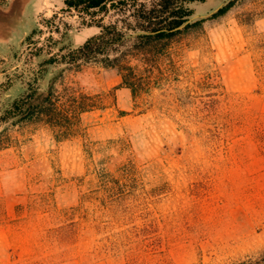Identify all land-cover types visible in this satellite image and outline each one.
Wrapping results in <instances>:
<instances>
[{"label": "rangeland", "instance_id": "1", "mask_svg": "<svg viewBox=\"0 0 264 264\" xmlns=\"http://www.w3.org/2000/svg\"><path fill=\"white\" fill-rule=\"evenodd\" d=\"M190 6L133 90L42 64L100 31L63 0H0V264H264V0ZM41 93L53 115L6 112Z\"/></svg>", "mask_w": 264, "mask_h": 264}, {"label": "trees", "instance_id": "2", "mask_svg": "<svg viewBox=\"0 0 264 264\" xmlns=\"http://www.w3.org/2000/svg\"><path fill=\"white\" fill-rule=\"evenodd\" d=\"M195 1L204 0H63L67 10L77 12L84 24L97 26L100 31L79 46L66 51L60 48L59 54L50 56L42 64L72 65L79 61H98L105 66H116L122 72L124 83L135 90L134 83L124 72L127 69L133 71L132 66L124 64L126 58L140 54L148 61L150 55L162 53L177 37L200 24L203 19H192L190 4ZM232 2L220 8L215 15L225 12ZM110 15L115 19L105 22ZM27 97L14 99L6 112L18 116L23 114L27 100V112L31 110L33 113L40 106L42 115H53L55 105L49 93H41L38 98ZM49 101L52 107L47 106ZM61 113L59 109L58 115Z\"/></svg>", "mask_w": 264, "mask_h": 264}]
</instances>
